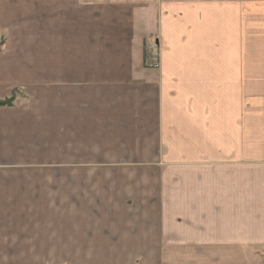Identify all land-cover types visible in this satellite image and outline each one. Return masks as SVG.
<instances>
[{
	"label": "crops",
	"instance_id": "obj_1",
	"mask_svg": "<svg viewBox=\"0 0 264 264\" xmlns=\"http://www.w3.org/2000/svg\"><path fill=\"white\" fill-rule=\"evenodd\" d=\"M1 39L0 264H264V0H0Z\"/></svg>",
	"mask_w": 264,
	"mask_h": 264
},
{
	"label": "built area",
	"instance_id": "obj_2",
	"mask_svg": "<svg viewBox=\"0 0 264 264\" xmlns=\"http://www.w3.org/2000/svg\"><path fill=\"white\" fill-rule=\"evenodd\" d=\"M143 65L146 68L159 69L161 67V44L157 37H150L145 43Z\"/></svg>",
	"mask_w": 264,
	"mask_h": 264
},
{
	"label": "trees",
	"instance_id": "obj_3",
	"mask_svg": "<svg viewBox=\"0 0 264 264\" xmlns=\"http://www.w3.org/2000/svg\"><path fill=\"white\" fill-rule=\"evenodd\" d=\"M4 44V39L0 40V48L3 46ZM16 93L17 91H13V94L6 98V99H0V107L1 106H6V105H12L16 99Z\"/></svg>",
	"mask_w": 264,
	"mask_h": 264
},
{
	"label": "rangeland",
	"instance_id": "obj_4",
	"mask_svg": "<svg viewBox=\"0 0 264 264\" xmlns=\"http://www.w3.org/2000/svg\"><path fill=\"white\" fill-rule=\"evenodd\" d=\"M17 94H18V93H16V95H17ZM11 95H12V94H11ZM11 95H10V96H11Z\"/></svg>",
	"mask_w": 264,
	"mask_h": 264
}]
</instances>
